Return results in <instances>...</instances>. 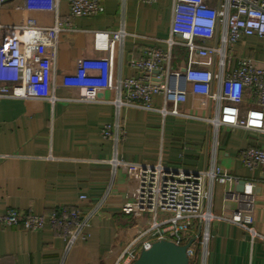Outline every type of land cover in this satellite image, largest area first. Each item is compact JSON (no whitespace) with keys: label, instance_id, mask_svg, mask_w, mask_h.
I'll list each match as a JSON object with an SVG mask.
<instances>
[{"label":"crops","instance_id":"1","mask_svg":"<svg viewBox=\"0 0 264 264\" xmlns=\"http://www.w3.org/2000/svg\"><path fill=\"white\" fill-rule=\"evenodd\" d=\"M174 1L100 0L104 13L78 18L71 16L70 0H59L56 13L18 10L25 0L2 6L3 41L24 39L21 28L30 16L43 29H52L57 19L69 21L70 28L31 35L32 42L56 43V49L29 50L35 70L29 75L28 99L0 100V215L17 210L47 217L59 208L95 215L88 240L78 241L71 250L60 232L50 227L1 229L0 264H112L113 253L138 232V219L122 213L127 180L121 172L114 175L110 164L116 144L102 136V130L116 120L115 92L104 91L97 102L82 103L79 91L62 82L65 75L75 72L79 59L109 56V51L96 48V32L121 30L126 36L115 48V76L140 77L142 73L130 62L151 49L168 51ZM208 3L215 5L214 0ZM263 45L258 39H244L235 48L233 66L237 58L250 57L262 67ZM187 60L188 52L181 58L173 54L175 66ZM198 63L212 66L211 59ZM253 103L247 92L241 108L246 111ZM153 105L161 109L163 98L156 97ZM215 109L207 98L192 94L181 106L182 116L124 107L120 117L125 138L117 147L119 157L130 163L161 162L192 171L207 169L215 161L230 174L254 181L249 212L256 236L229 221L234 211L245 206L232 199L229 187L215 186L212 211L216 219L210 228L207 264H264V168L251 171L239 157L246 149H264V134L231 127L216 130L206 122Z\"/></svg>","mask_w":264,"mask_h":264},{"label":"built area","instance_id":"2","mask_svg":"<svg viewBox=\"0 0 264 264\" xmlns=\"http://www.w3.org/2000/svg\"><path fill=\"white\" fill-rule=\"evenodd\" d=\"M11 0H0L2 6ZM153 3L155 0H140ZM175 0L168 51L148 50L145 56L133 59L130 66L142 73L128 79L115 76V48L122 44L126 33L96 32V48L109 51L106 58H82L77 61L74 73L65 75L63 86L79 91L78 101L95 103L104 91H113L116 98V120L102 130L105 139H112L116 149L110 164L113 173L121 172L127 180V192L122 213L138 219V232L122 242L114 254L112 264H135L142 251L151 249L153 243L169 241L178 246L189 245V264H207L210 228L216 216L213 213L216 185L229 187L232 199L243 204L231 215L229 221L252 236L254 181L230 174L215 161L201 171L156 163L142 165L130 163L119 157L118 146L125 138L121 123V110L134 107L159 111L164 116H182L181 106L190 94L204 97L215 104V113L206 119L216 130L221 127L240 128L264 134V64L257 67L250 57L237 58L234 52L244 39L264 42V0ZM59 0H25L24 10L31 13H56ZM71 16L93 17L104 13L100 0H70ZM0 23V100L3 98L28 99L32 84L29 75L35 70L29 50L37 47H54L55 44L32 42L33 33L50 30L53 34L70 28L69 21L57 19L52 29H43L37 20L28 17L21 28L24 39L3 41ZM180 37L181 41L175 38ZM175 46L188 50V60L183 66L173 65ZM264 51V45L261 47ZM211 59L212 66L198 62ZM42 70V69H41ZM254 100L251 108L241 106L246 93ZM162 97L164 106L157 109L154 99ZM247 169L264 168V149L250 148L239 153ZM244 181L243 192L237 186ZM83 196L81 199H85ZM94 213L83 214L78 208H59L49 216L22 214L9 210L0 215V230L21 227L25 231H41L46 227L60 232L67 240V250L78 241L89 238L88 229ZM199 250L200 253H197Z\"/></svg>","mask_w":264,"mask_h":264},{"label":"water","instance_id":"3","mask_svg":"<svg viewBox=\"0 0 264 264\" xmlns=\"http://www.w3.org/2000/svg\"><path fill=\"white\" fill-rule=\"evenodd\" d=\"M244 183L241 181L237 186L238 192H243ZM190 244L178 246L169 241L155 242L150 250L142 251L135 264H189L187 249Z\"/></svg>","mask_w":264,"mask_h":264},{"label":"rangeland","instance_id":"4","mask_svg":"<svg viewBox=\"0 0 264 264\" xmlns=\"http://www.w3.org/2000/svg\"><path fill=\"white\" fill-rule=\"evenodd\" d=\"M177 41L179 42L180 39H177ZM187 52H188V50H185V49H183V48H181L179 46H175L173 48V54L175 56H178V58H181L182 56H185V53H187Z\"/></svg>","mask_w":264,"mask_h":264}]
</instances>
